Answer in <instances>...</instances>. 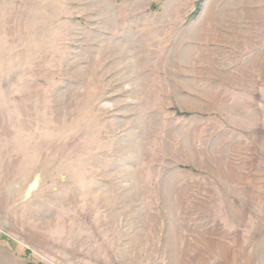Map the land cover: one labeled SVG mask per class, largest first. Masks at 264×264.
Instances as JSON below:
<instances>
[{
	"label": "rangeland",
	"instance_id": "374dc122",
	"mask_svg": "<svg viewBox=\"0 0 264 264\" xmlns=\"http://www.w3.org/2000/svg\"><path fill=\"white\" fill-rule=\"evenodd\" d=\"M222 2L0 0V264H175L166 228L264 264V62Z\"/></svg>",
	"mask_w": 264,
	"mask_h": 264
},
{
	"label": "crops",
	"instance_id": "0c3cea01",
	"mask_svg": "<svg viewBox=\"0 0 264 264\" xmlns=\"http://www.w3.org/2000/svg\"><path fill=\"white\" fill-rule=\"evenodd\" d=\"M222 1H223L222 2L223 5L220 8V13H221L220 18H221L222 28H231L233 26V25L231 26V24L234 22V20L235 19L237 20L240 18V10L242 8V12H246L248 14L247 20L250 21V26L247 25V28L250 27V29H251V47L255 51L251 60H253L254 62L255 61L264 62V0H222ZM240 4H242L243 6L241 7ZM246 4L248 5V8L244 7ZM234 24L237 25L236 22H234ZM262 85H264V80H262ZM259 86H260V84H258V87ZM260 124H262V123H260ZM251 205L258 206L260 210H264V198H259V197L253 198L251 201ZM262 217L264 218V212H263ZM258 223H259V221H258ZM92 225L94 226V222ZM96 225L98 226L97 223H96ZM74 231H76V230H74ZM164 231L166 232V235H164V237L169 238V239H164L166 243L163 245L164 246L163 249H165L164 251L170 252L169 261L175 262V264H187L188 262H190L191 264H200V263L202 264L203 261L204 262L206 261V259H207V262H209V259L211 260V257H209V254H210L209 252H212V250L211 249L207 250V247H204V246H203L204 247V249H203L202 247L196 246L195 244L191 245L193 247L187 246L188 247L187 248L188 249V251H187L188 256L185 257L184 254H186L185 251L187 249L181 250L180 246L183 243L181 241V238L177 237L175 239L173 237L174 236L173 232L175 230L173 228H166ZM93 232H94V234H93ZM116 232H117V229L113 230L111 232V234L109 235L110 243L111 244L114 243V245H116V246L118 244L119 248L121 247V245H123L124 247H128L130 245L131 241H129V242H127V244H125V242H126L125 238H122L123 236L119 233L115 235L114 233H116ZM85 234H84V236H86ZM92 234L100 236V235H98L96 228H95V230L92 231ZM116 236H118L117 239H116ZM173 241H175L174 244H172ZM170 245L173 246L172 248H176V251H174V249H171V247L168 249V247ZM110 250H111V248H110ZM146 250H147V248H146ZM146 250H145V252H146ZM1 251L2 252H8L12 256L11 252L8 251L7 248L2 247V244L0 242V252ZM60 252H61L60 255L62 256V253H63L64 257H66V255L70 256V254L72 253L70 248L67 249L65 246L64 247L61 246ZM84 252H87V250H85ZM120 252H121V250H120ZM201 252H204V254L201 255L200 254ZM108 253H109L108 256L110 257V255H111V257H112V264H133L132 262H136V260H137V258L133 255V254H137V253H134L132 251L129 252V250H127V249H124V252H121V253H122V255L128 253L130 255V257H125V256L123 257V256H121V254H115V256L113 254V256H114L113 257L112 252L108 251ZM131 254L133 255L132 257L134 258L135 261L131 260L132 259ZM207 254H208V256H207ZM13 257H14V260L16 263L17 257L14 254H13ZM206 257H209V258H206ZM127 260H130V261L128 262ZM142 263L143 264L148 263L147 255L144 259L141 260L140 264H142Z\"/></svg>",
	"mask_w": 264,
	"mask_h": 264
},
{
	"label": "trees",
	"instance_id": "16d2710c",
	"mask_svg": "<svg viewBox=\"0 0 264 264\" xmlns=\"http://www.w3.org/2000/svg\"><path fill=\"white\" fill-rule=\"evenodd\" d=\"M28 264H36V263L31 262V263H28ZM37 264H41V263H37Z\"/></svg>",
	"mask_w": 264,
	"mask_h": 264
}]
</instances>
